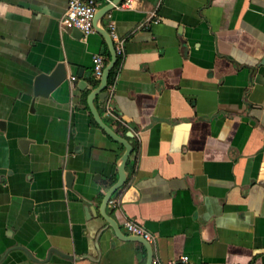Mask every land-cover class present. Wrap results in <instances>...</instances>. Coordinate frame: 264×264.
I'll use <instances>...</instances> for the list:
<instances>
[{
    "label": "crops",
    "instance_id": "0c3cea01",
    "mask_svg": "<svg viewBox=\"0 0 264 264\" xmlns=\"http://www.w3.org/2000/svg\"><path fill=\"white\" fill-rule=\"evenodd\" d=\"M69 1L0 0V264H147L127 220L164 264H264V0H124L105 16L123 52L95 104L133 146L107 208L124 235L100 208L126 147L89 104L94 55L111 51L65 19ZM60 63L66 81L36 97Z\"/></svg>",
    "mask_w": 264,
    "mask_h": 264
},
{
    "label": "water",
    "instance_id": "95a60500",
    "mask_svg": "<svg viewBox=\"0 0 264 264\" xmlns=\"http://www.w3.org/2000/svg\"><path fill=\"white\" fill-rule=\"evenodd\" d=\"M124 0H112V2L105 4L104 6L99 7L97 10L95 20H94V27L98 32H101L106 37L107 43L109 45L110 51H111V60L107 64L103 76L100 80V84L97 88H93L90 86L91 94L89 95V104L91 107V111L94 115L95 120L97 123L117 142L122 143L126 147V152L120 159L118 165H119V180L116 182L110 190L107 192L106 196L103 199L100 213L105 218L111 228L114 229V231L117 233H121V235H124V232L122 231L121 227L119 226L118 222L117 224H114L111 220V217L108 215V205L111 201L112 197L116 195L119 191V189L124 185V183L127 180L128 177V171L126 169L127 162L132 157L134 151L132 142L128 141L127 139L121 137L112 127H110L105 121L104 117L99 112L95 100L98 97L101 101L106 102L109 97V78L111 75L112 70L116 66L118 62V53L116 50V44L110 34V32L107 29H103L102 22L105 18V16L113 10L117 5L121 4ZM81 33V32H80ZM82 34V33H81ZM83 35V34H82ZM67 73L64 64L60 63L53 72L50 74L41 73L39 74L34 81V94L35 96H45L47 97L50 95V93L63 84L67 79ZM78 86L81 89H86L88 87V83L83 80L78 82ZM73 173L68 172L67 173V181L68 185L71 186V182L73 180ZM88 212V208L86 209ZM89 211L93 213V215H96V211L94 207L89 208ZM138 242H141L144 244L148 249V262L147 264H152L154 260V248L152 244L146 240L142 236H138V238L135 239Z\"/></svg>",
    "mask_w": 264,
    "mask_h": 264
},
{
    "label": "built area",
    "instance_id": "2783aa9c",
    "mask_svg": "<svg viewBox=\"0 0 264 264\" xmlns=\"http://www.w3.org/2000/svg\"><path fill=\"white\" fill-rule=\"evenodd\" d=\"M107 3L112 2V0H106ZM100 4L99 0H70L68 10L66 12L65 19L75 28L79 29L84 36H88L95 32L94 20L99 9ZM157 22V20H156ZM108 29L113 39L117 40V33L115 24L113 21L108 23ZM116 50L118 55L123 52V46L117 45ZM107 58L104 54L94 55V74L97 79H101L104 73V70L107 66ZM75 80L76 78L73 77ZM108 88L113 90L112 85H109ZM125 226L131 234L142 236L148 241H152L154 236L144 229L142 226L134 223L133 221L127 220ZM184 261L187 260L186 257H182ZM152 264H164L158 260H153ZM168 264H173L168 263Z\"/></svg>",
    "mask_w": 264,
    "mask_h": 264
},
{
    "label": "trees",
    "instance_id": "16d2710c",
    "mask_svg": "<svg viewBox=\"0 0 264 264\" xmlns=\"http://www.w3.org/2000/svg\"><path fill=\"white\" fill-rule=\"evenodd\" d=\"M119 65V61L117 62L116 66L114 67V69L111 72L110 78H109V84H111L114 81L115 75H116V69Z\"/></svg>",
    "mask_w": 264,
    "mask_h": 264
}]
</instances>
